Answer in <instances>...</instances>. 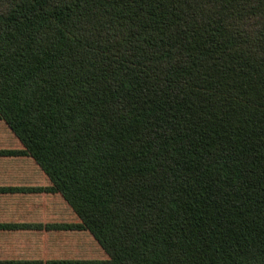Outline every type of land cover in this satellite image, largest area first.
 <instances>
[{"label": "trees", "instance_id": "16d2710c", "mask_svg": "<svg viewBox=\"0 0 264 264\" xmlns=\"http://www.w3.org/2000/svg\"><path fill=\"white\" fill-rule=\"evenodd\" d=\"M4 177L0 264H264V0H0Z\"/></svg>", "mask_w": 264, "mask_h": 264}, {"label": "rangeland", "instance_id": "374dc122", "mask_svg": "<svg viewBox=\"0 0 264 264\" xmlns=\"http://www.w3.org/2000/svg\"><path fill=\"white\" fill-rule=\"evenodd\" d=\"M33 183L37 184L36 181H33ZM39 183H42V181ZM45 196H46L44 198L45 201L50 200V202H52L51 204L52 214H54L55 216H62V217H66L67 219H70L71 214L67 211V208H65L64 206H61V204L59 203V199L57 198L55 194L45 195ZM23 199L24 197L20 195H11L8 193L6 194L3 193V195H0V219L5 220L6 218V220H15V219H18L19 217H21L20 219H23V218H26L29 214H32V219H35L36 221H50L51 220V218H48V216L51 214L46 212L44 209L41 212L36 213L39 200L41 199L40 196H36V195L31 196L32 205H30L29 209L27 208L28 210H24L21 208V209H17L16 211H14V208L12 207L17 206L19 201ZM23 213L28 214V215L23 217L22 216ZM29 235H32V236H29ZM33 235L34 234H25L24 232H22V233H18V236L15 237V240L13 239L12 241V239H9L10 241L9 256L20 257L19 254L22 255L23 250L25 251L24 249L25 244L31 245L30 243L34 242V240L36 241V239L38 242L41 241L40 234H35V237ZM60 235L61 234H59L58 236ZM1 241H3L4 244L9 243V241L5 238ZM31 251H33V249H31ZM100 255L101 254H97L98 257H100ZM98 257L96 258V261L99 260Z\"/></svg>", "mask_w": 264, "mask_h": 264}, {"label": "crops", "instance_id": "0c3cea01", "mask_svg": "<svg viewBox=\"0 0 264 264\" xmlns=\"http://www.w3.org/2000/svg\"><path fill=\"white\" fill-rule=\"evenodd\" d=\"M7 178L6 177H4V179H0V186H5V184L7 183ZM61 234H63V233H61ZM64 235V234H63ZM40 236H41V238L44 240V241H40V242H37V243H39V245H40V247H46V246H48V242H47V233H41L40 234ZM43 236V237H42ZM31 245H29V249H31L32 248V243H30ZM42 244H45V245H42ZM26 247V246H25ZM27 251L25 252L26 254H31L32 252L26 247L25 248ZM41 250H42V248H41Z\"/></svg>", "mask_w": 264, "mask_h": 264}]
</instances>
